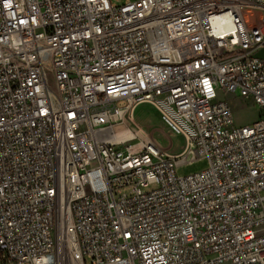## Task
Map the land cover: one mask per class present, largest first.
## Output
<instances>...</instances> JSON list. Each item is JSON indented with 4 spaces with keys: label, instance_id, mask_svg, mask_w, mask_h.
I'll return each instance as SVG.
<instances>
[{
    "label": "built area",
    "instance_id": "obj_1",
    "mask_svg": "<svg viewBox=\"0 0 264 264\" xmlns=\"http://www.w3.org/2000/svg\"><path fill=\"white\" fill-rule=\"evenodd\" d=\"M246 9L264 0H0V264H264V25ZM219 93L261 118L237 127ZM142 105L179 154L128 128Z\"/></svg>",
    "mask_w": 264,
    "mask_h": 264
},
{
    "label": "rangeland",
    "instance_id": "obj_2",
    "mask_svg": "<svg viewBox=\"0 0 264 264\" xmlns=\"http://www.w3.org/2000/svg\"><path fill=\"white\" fill-rule=\"evenodd\" d=\"M245 19L250 24L264 25V12L246 9ZM264 57V49L259 54ZM219 99L225 100L231 106L237 127L251 125L257 122L262 112L255 107L252 100L244 99L239 95L229 93H219ZM126 125L133 131H138L144 135L154 136L156 141L168 148L170 140L173 142L171 153L179 154L183 149V139L167 123V121L151 106L142 105L135 109L126 120ZM209 162L207 159H200L192 164L182 165L177 168L178 176H189L207 169Z\"/></svg>",
    "mask_w": 264,
    "mask_h": 264
},
{
    "label": "bare ground",
    "instance_id": "obj_3",
    "mask_svg": "<svg viewBox=\"0 0 264 264\" xmlns=\"http://www.w3.org/2000/svg\"><path fill=\"white\" fill-rule=\"evenodd\" d=\"M132 137H133L132 133L128 132L127 134L123 135L122 138L129 139V138H132Z\"/></svg>",
    "mask_w": 264,
    "mask_h": 264
}]
</instances>
